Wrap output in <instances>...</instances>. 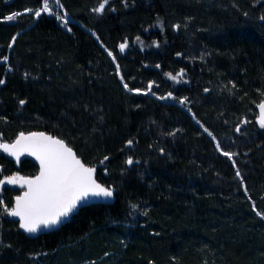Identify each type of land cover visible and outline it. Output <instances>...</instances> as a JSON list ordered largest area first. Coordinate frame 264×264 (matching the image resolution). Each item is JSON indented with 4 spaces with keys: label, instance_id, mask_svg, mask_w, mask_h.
<instances>
[{
    "label": "trees",
    "instance_id": "1",
    "mask_svg": "<svg viewBox=\"0 0 264 264\" xmlns=\"http://www.w3.org/2000/svg\"><path fill=\"white\" fill-rule=\"evenodd\" d=\"M101 2L60 0L66 29L0 0L3 141L57 136L117 194L35 238L0 207V264H264V0Z\"/></svg>",
    "mask_w": 264,
    "mask_h": 264
},
{
    "label": "snow or ice",
    "instance_id": "2",
    "mask_svg": "<svg viewBox=\"0 0 264 264\" xmlns=\"http://www.w3.org/2000/svg\"><path fill=\"white\" fill-rule=\"evenodd\" d=\"M55 3L59 5L60 0H55ZM107 4L108 0H102L94 11L102 13ZM27 11L32 12L33 10L28 9ZM42 11L52 14L48 0H43L42 8L35 10L33 14L39 17ZM18 15L20 13H14L7 16L6 19L12 21ZM64 23L67 24L68 21L65 20ZM176 27L179 28V25ZM137 39L139 40V37ZM126 47L127 43L119 45L121 52ZM108 55L113 56L111 52ZM113 60H115L114 56ZM117 69H119V65H117ZM168 76L170 79L179 82V77L183 76V70L176 76L171 73H168ZM124 87L127 89L128 85L125 84ZM151 87L152 85L149 84L148 88L151 89ZM128 90L140 91L139 89ZM261 95L264 96V93ZM163 98L167 99V97ZM23 103L24 101H21V104ZM258 107L261 117L259 123L261 127H264V101L259 103ZM237 130L239 131V129ZM0 149L16 157L17 161H19L20 155L27 153L34 156L40 164V173L35 178L16 175L0 180V186L7 182L8 184H19L21 188H26L22 195L16 197L14 206H7L0 198V207H2L3 213L19 218L20 228L27 233H36L41 227L48 228L60 224L63 218L68 217L90 197H113V191L95 179L96 169L87 167L82 163L72 149L61 140L49 137L44 133H30L28 135L20 133L12 144L0 142ZM223 154L231 157L230 153L224 152ZM127 163L129 165L133 163L131 158ZM257 215L264 214L257 212Z\"/></svg>",
    "mask_w": 264,
    "mask_h": 264
},
{
    "label": "water",
    "instance_id": "3",
    "mask_svg": "<svg viewBox=\"0 0 264 264\" xmlns=\"http://www.w3.org/2000/svg\"><path fill=\"white\" fill-rule=\"evenodd\" d=\"M152 85V84H151ZM152 88V87H151ZM152 89H149V91L151 92ZM257 111H258V121L260 120V109L259 107L257 106ZM20 133H24L25 135H28L30 133H44L45 135L49 136V137H52L54 139H57V140H61L63 141V143L67 146V147H70L63 139L57 137V136H53L52 134L50 133H47V132H44V131H32V132H20ZM19 133V134H20ZM19 134L15 137L14 140L10 141V142H7V141H3V138H2V135H0V142L2 143H8V144H12L15 142V140L18 138ZM71 148V147H70ZM72 151L76 154L77 158H79L81 160L82 163H84L87 167H91L89 165H87L77 154V152L71 148ZM0 153L5 156L6 158H8L10 161H13L14 164H15V167L17 169H19L21 167V164L25 161V160H29V161H32L37 167H38V172L37 174H35L34 176H23L21 175L20 173H15L11 176H16V175H19L21 177H25V178H35L36 176L39 175L40 173V164H39V161L36 160V158L34 156H30L28 155L27 153H24L22 155H20V158H19V161H17L16 157L12 156V155H9L7 152H4L2 149H0ZM92 168H95L96 169V172L94 174L95 176V179L97 180L98 183H101L98 178H97V174H98V169L97 167H92ZM7 177H10V176H7ZM7 177H3L1 178L0 180H5ZM103 186H105L103 183H101ZM106 187V186H105ZM5 188H9V189H12V190H20V194H18L17 196H20L23 194L24 191H26V188H21L19 186V184H8L7 182H5L2 186H0V195L3 194V190ZM113 191V197L111 198H104V197H90L87 201L83 202L81 205H79L68 217L66 218H63L62 219V222L58 225H55V226H52V227H48V228H44V227H41V229L36 232V233H27L25 232L23 229L20 228V222H19V218L17 217H11L9 216L10 220L18 223L19 225V230L24 233L26 236L28 237H31V238H35V237H38L40 235H43V234H47V233H50L58 228H60L61 226L69 223L71 221V219L73 218V216L83 207H86V206H90V205H95V204H113L116 200H117V194H116V189H111ZM16 196V197H17ZM15 197V199H16ZM15 199H14V204H15ZM13 204V206H14Z\"/></svg>",
    "mask_w": 264,
    "mask_h": 264
},
{
    "label": "rangeland",
    "instance_id": "4",
    "mask_svg": "<svg viewBox=\"0 0 264 264\" xmlns=\"http://www.w3.org/2000/svg\"><path fill=\"white\" fill-rule=\"evenodd\" d=\"M48 3H49V8H50L51 11H52V14H55V15L58 17V19L62 22L63 27L66 28V29H68L67 24H65L64 21H65V20H67V21H73V19H72L70 16H68L67 14L63 15V14H61L60 12H55L56 9H61V8H60V4L57 5V4L55 3V0H48ZM42 6H43V4H42ZM41 8H42V7H41ZM42 13H47V14H49L48 12H43V11L41 12V14H42ZM150 84H152V83H150ZM151 89H153V84H152V88H151ZM151 92H152V91H151ZM151 92H149V93H151ZM231 157H232V154H231Z\"/></svg>",
    "mask_w": 264,
    "mask_h": 264
}]
</instances>
